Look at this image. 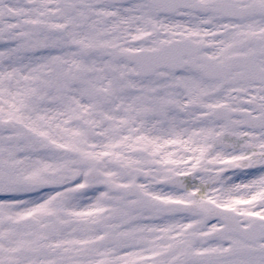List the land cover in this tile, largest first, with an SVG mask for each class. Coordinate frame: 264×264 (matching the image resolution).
Here are the masks:
<instances>
[{
    "label": "snow or ice",
    "instance_id": "snow-or-ice-1",
    "mask_svg": "<svg viewBox=\"0 0 264 264\" xmlns=\"http://www.w3.org/2000/svg\"><path fill=\"white\" fill-rule=\"evenodd\" d=\"M0 264H264V0H0Z\"/></svg>",
    "mask_w": 264,
    "mask_h": 264
}]
</instances>
